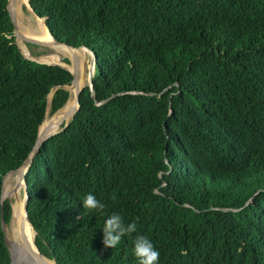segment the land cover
<instances>
[{
    "label": "trees",
    "instance_id": "obj_1",
    "mask_svg": "<svg viewBox=\"0 0 264 264\" xmlns=\"http://www.w3.org/2000/svg\"><path fill=\"white\" fill-rule=\"evenodd\" d=\"M29 2L53 38L94 54L79 109L25 174L40 253L140 264L143 235L157 264H264V0ZM71 81L24 56L0 0V264H12L3 177L29 156L49 94L53 114ZM87 194L104 215L83 207ZM113 212L137 231L110 248Z\"/></svg>",
    "mask_w": 264,
    "mask_h": 264
},
{
    "label": "rangeland",
    "instance_id": "obj_2",
    "mask_svg": "<svg viewBox=\"0 0 264 264\" xmlns=\"http://www.w3.org/2000/svg\"><path fill=\"white\" fill-rule=\"evenodd\" d=\"M20 15H21V20H18L19 18H17V12H16V18H17L19 30L22 25L25 26L28 24L35 23L34 26H36V23H37V21L35 20L36 17H34L33 12L31 13V10L28 8L27 5L25 4L22 5V12ZM20 40L21 39H18L19 47L22 53L28 58H31V59H34L40 62H45V63H60L68 70L73 71L75 62H73V59L70 56H66V55L59 56L57 53L53 51V48L51 47V45L49 46L36 45V46H28V47L26 45L27 43H34V42L43 43L44 41L28 40L24 42V40H22L25 44L24 46L19 42ZM80 51H82V56H81V59L78 60L77 64H78V72H79V75H82L83 86H84L86 83L89 82L91 70H93V61H92V56H91L90 51L84 50V49H80ZM46 58L54 59V61L53 62L47 61ZM70 99H71V93H70L69 100ZM67 103L65 104V106L67 105ZM65 106L53 114H50V112H48L45 118L53 117L55 114H57L62 109H64ZM67 121H69V118L67 120L65 119L62 122V124H66ZM61 129L62 128L60 126V130ZM3 198L8 199L11 202L13 210H14V205L17 202H19L20 203L19 207H21V210L19 211V215L22 213V207L24 203V189H23V185L21 184L20 174L17 170L9 172L3 177ZM20 218L21 217L19 216L17 218H14L13 216V218L8 224H4L6 244L9 250L11 263L13 264H26L23 255L20 253L21 251H20L19 246L20 244H22V241L20 240L19 238L20 236L17 231V226L19 225V223L18 222L16 224L14 223L16 219L20 222Z\"/></svg>",
    "mask_w": 264,
    "mask_h": 264
},
{
    "label": "bare ground",
    "instance_id": "obj_3",
    "mask_svg": "<svg viewBox=\"0 0 264 264\" xmlns=\"http://www.w3.org/2000/svg\"><path fill=\"white\" fill-rule=\"evenodd\" d=\"M23 4L28 6V0H17L16 12H17V18H19L18 20H21L20 14L22 12V5ZM28 8H29V6H28ZM31 13H32V10H31ZM33 15H34V17H36L35 18V20L37 21L36 26H34L35 23L34 24H28L25 26L22 25L19 32H18V39H21L19 42L24 46H25L24 42H26L28 40L44 41L43 43H51L53 41V37L51 36V34L48 31L45 24L42 22V19L37 17L34 13H33ZM22 40H24V42ZM51 47L53 48V51L55 53H57L59 56H61V55L70 56L73 59V62H75V66H74L73 71L75 69H78L77 62H78V60L81 59V56H82V51H80V49H83V48L70 49V48H67L63 45H53V46L51 45ZM46 60L51 61V62L54 61V59H51V58H48V59L46 58ZM81 86H83V79H82V75H79L76 86L74 87L73 90H71V99L68 101L65 108L62 109L57 114H55L53 117H51V118L47 117L43 121V123L40 127V132L44 136H48L50 134H53V133L59 131L62 122L65 119L67 120L70 117V115L72 114V112L74 111V109L76 107V97H75L76 93L80 90ZM20 179H21V184H22L21 176H20ZM19 206H20L19 202H17L14 205V210L12 212V215L14 216V218H17L18 216L21 217L20 222L17 219L14 221L15 224L18 222L19 225L20 224L22 225V234L24 236V242H22V244H20V246H19L20 251H21L20 253L23 255L26 264H42L37 258L38 251H37V249L34 245V242H33L34 232L32 231L31 226L28 223V220L24 218L23 210H22V213L19 215V211L21 210V207H19ZM51 264H53V262H51Z\"/></svg>",
    "mask_w": 264,
    "mask_h": 264
},
{
    "label": "water",
    "instance_id": "obj_4",
    "mask_svg": "<svg viewBox=\"0 0 264 264\" xmlns=\"http://www.w3.org/2000/svg\"><path fill=\"white\" fill-rule=\"evenodd\" d=\"M16 3H17V0H7V10H8V13H9V17H10V20H11V23L13 25V37H14V41L18 47V49L21 51L20 47H19V43H18V32H19V27H18V22H17V18H16ZM28 6L29 8L32 10V12L34 13L31 5H30V2L28 0ZM35 14V13H34ZM36 15V14H35ZM37 16V15H36ZM39 17V16H37ZM40 18V17H39ZM43 20V19H42ZM44 21V20H43ZM44 24H45V21H44ZM46 26V24H45ZM51 34V33H50ZM52 36V35H51ZM53 37V36H52ZM27 47L28 46H36V45H46V46H49V45H63L67 48H70V49H78V48H83L85 50H88L90 51L87 47L85 46H82V47H73V46H70L68 45L67 43L65 42H62V41H59V40H56L55 38H53V41L51 43H27L26 44ZM22 52V51H21ZM91 53V56H92V61H93V70H91V75H90V79H89V82L88 84H90L91 86V79H92V76H93V73H94V54L90 51ZM25 56V55H24ZM26 58H28L27 56H25ZM28 59H31V58H28ZM33 61H36V62H39V63H45V62H40V61H37V60H34V59H31ZM46 64H56V65H59V66H62L64 67L62 64L60 63H46ZM65 68V67H64ZM67 69V68H65ZM68 70V69H67ZM70 71V70H68ZM71 74H72V81L70 83V85H66V86H61L67 90H69V93H71V90L74 89V87L76 86V83L78 81V76H79V72H78V69H75L74 71H70ZM83 87V86H82ZM82 87L80 88V90L76 93V107L74 109V111L72 112V114L70 115L69 119L72 117V115L79 109V94H80V91L82 89ZM93 93V92H92ZM51 97H52V93L49 94L48 96V102H47V110H46V115L48 114L49 112V107H50V102H51ZM70 97V95H69ZM69 100V98H68ZM68 102V101H67ZM66 102V103H67ZM45 115V117H46ZM45 119V118H44ZM44 121V120H43ZM68 122V121H67ZM43 123V122H42ZM41 123V125H42ZM67 124V123H66ZM66 124L64 125V127L66 126ZM41 125L39 126V129H38V134H37V138H36V141L33 145V148L29 154V156L26 158V160L23 162V164L17 169V171L19 172L21 178H22V185H23V189H24V203H23V207H22V210H23V214H24V218L28 220V223L29 225L31 226V229L32 231L34 232V236H33V242H34V245H35V234H36V231L32 225V223L29 221L28 219V199H29V194H28V186H27V182H26V179H25V174H26V171L28 169V167L31 165V163L33 162V159L35 157V155L39 152L42 144L44 143V141H46L47 139H49L51 136H53L54 134L60 132L62 129H64V127L53 133V134H50L48 136H44L41 132H40V127ZM1 200L4 201L5 199L3 198V188H2V196H1ZM12 210H13V207H12ZM13 218V215L11 216V219ZM4 224H6L4 222V220H2V226H3V230H4ZM17 231H18V234L20 236V239L22 240V242H24V236L22 234V225H18L17 227ZM5 233V232H4ZM6 240V238H5ZM36 247V245H35ZM37 251H38V260L42 263V264H51V262H53V264H57L54 260H50L48 259L47 257H45L44 255H42L40 253V251L38 250V248L36 247ZM13 264V263H12Z\"/></svg>",
    "mask_w": 264,
    "mask_h": 264
},
{
    "label": "clouds",
    "instance_id": "obj_5",
    "mask_svg": "<svg viewBox=\"0 0 264 264\" xmlns=\"http://www.w3.org/2000/svg\"><path fill=\"white\" fill-rule=\"evenodd\" d=\"M82 203L84 208L97 210L101 215H104L106 205L94 195L87 194ZM136 231L137 224L135 222L125 224L122 216L117 212H113L104 220L102 228L103 244L106 247L115 248L121 242L122 237L131 235ZM133 245L134 255L139 259L140 264H157L159 252L147 237L137 235L133 241Z\"/></svg>",
    "mask_w": 264,
    "mask_h": 264
}]
</instances>
